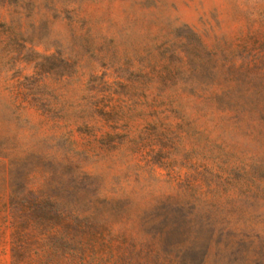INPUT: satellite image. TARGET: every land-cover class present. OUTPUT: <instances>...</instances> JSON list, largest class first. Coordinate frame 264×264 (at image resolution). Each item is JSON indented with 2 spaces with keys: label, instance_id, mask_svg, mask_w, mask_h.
I'll return each mask as SVG.
<instances>
[{
  "label": "rangeland",
  "instance_id": "1",
  "mask_svg": "<svg viewBox=\"0 0 264 264\" xmlns=\"http://www.w3.org/2000/svg\"><path fill=\"white\" fill-rule=\"evenodd\" d=\"M0 264H264V0H0Z\"/></svg>",
  "mask_w": 264,
  "mask_h": 264
}]
</instances>
